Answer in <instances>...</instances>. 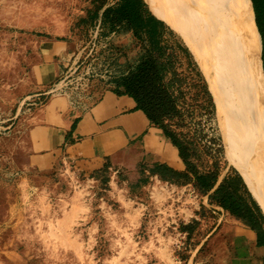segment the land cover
I'll use <instances>...</instances> for the list:
<instances>
[{"label": "rangeland", "instance_id": "obj_1", "mask_svg": "<svg viewBox=\"0 0 264 264\" xmlns=\"http://www.w3.org/2000/svg\"><path fill=\"white\" fill-rule=\"evenodd\" d=\"M154 2L161 18L187 42L208 83L216 106L210 122L214 134L222 138L224 148L226 137L234 143L240 140L264 163V128L257 133L258 122L249 106L237 98L226 100L221 73L207 64L204 17L193 12L191 16L192 0ZM100 33L98 25L78 30L76 53L61 77L44 90L19 97L24 71L12 49L0 45V264L218 261V243L210 235L224 216L192 185H175L156 176L130 185L114 172L85 175L64 171L59 164L52 171L30 166V129L38 123L36 112L50 98L94 101L133 65L135 52H113L116 45L128 42L126 32ZM225 153L228 166L235 167L226 149ZM195 220L194 232L180 230Z\"/></svg>", "mask_w": 264, "mask_h": 264}, {"label": "crops", "instance_id": "obj_2", "mask_svg": "<svg viewBox=\"0 0 264 264\" xmlns=\"http://www.w3.org/2000/svg\"><path fill=\"white\" fill-rule=\"evenodd\" d=\"M90 1L0 0V45L12 49L24 71L17 97L44 90L66 71L77 49L76 24ZM254 27L262 50L255 13ZM34 118L38 123L30 129V166L38 170L52 171L59 164L64 171L85 175L114 172L137 185L142 178H159L150 172L157 163L184 169L176 147L126 94L106 89L84 104L68 96L50 98ZM211 206L224 216L210 235L219 254L211 264H264V220L252 225Z\"/></svg>", "mask_w": 264, "mask_h": 264}, {"label": "trees", "instance_id": "obj_3", "mask_svg": "<svg viewBox=\"0 0 264 264\" xmlns=\"http://www.w3.org/2000/svg\"><path fill=\"white\" fill-rule=\"evenodd\" d=\"M251 2L262 39L264 69V0ZM97 25L100 34L127 33L128 42L116 45L115 54L135 52L133 65L115 78L110 90L134 99L136 109L176 147L184 165L177 170L157 163L151 174L176 185H192L207 196L209 204L249 224L264 220L241 174L228 166L222 138L210 127L216 106L200 66L187 42L161 18L154 0H91L76 27L83 31ZM197 223L182 224L180 230L191 234Z\"/></svg>", "mask_w": 264, "mask_h": 264}, {"label": "bare ground", "instance_id": "obj_4", "mask_svg": "<svg viewBox=\"0 0 264 264\" xmlns=\"http://www.w3.org/2000/svg\"><path fill=\"white\" fill-rule=\"evenodd\" d=\"M190 7L191 16L204 17L207 64L221 73L226 100L237 98L249 106L259 133L264 128V69L250 0H192ZM225 149L264 213V163L240 140L234 143L226 137Z\"/></svg>", "mask_w": 264, "mask_h": 264}, {"label": "built area", "instance_id": "obj_5", "mask_svg": "<svg viewBox=\"0 0 264 264\" xmlns=\"http://www.w3.org/2000/svg\"><path fill=\"white\" fill-rule=\"evenodd\" d=\"M46 92H43V93H39V94H37V95H42V94H45ZM34 105L35 104V102H33V103H27V105Z\"/></svg>", "mask_w": 264, "mask_h": 264}]
</instances>
